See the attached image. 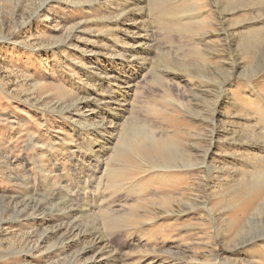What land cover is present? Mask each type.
<instances>
[{
	"label": "rangeland",
	"instance_id": "rangeland-1",
	"mask_svg": "<svg viewBox=\"0 0 264 264\" xmlns=\"http://www.w3.org/2000/svg\"><path fill=\"white\" fill-rule=\"evenodd\" d=\"M149 1L154 14L144 18V31L142 18L118 15L117 0H0V264H264V209L257 211L264 182L229 173L239 167L233 154L247 150L215 130L227 120L243 124L235 115L246 101L243 133L264 146V83L259 97L248 95L240 70L230 68V99L215 106L207 77L224 81L216 68L239 49L222 35L216 3L198 0L196 9L179 2L185 15L194 14L181 20L182 29ZM116 16L118 23L106 21ZM139 47L146 65L128 88V67L136 63L121 69L117 49L131 58ZM84 65L106 82L94 83L85 71L72 87ZM106 83L128 90L122 105L109 98ZM99 107L122 118L99 137L108 150L96 180L83 182L77 171L88 165L85 140L100 127L93 124L89 137L74 114L97 123ZM209 108L218 110L213 120ZM134 121L156 140L132 136ZM205 151L217 172L193 166Z\"/></svg>",
	"mask_w": 264,
	"mask_h": 264
},
{
	"label": "bare ground",
	"instance_id": "bare-ground-1",
	"mask_svg": "<svg viewBox=\"0 0 264 264\" xmlns=\"http://www.w3.org/2000/svg\"><path fill=\"white\" fill-rule=\"evenodd\" d=\"M105 1L110 2V0H105ZM117 1H119V4H118L119 8L117 7V10L119 9L118 11L120 12L118 14L119 16L122 15V16H126V18H127V15H129L130 20H132L131 18H135V19L136 18L137 19L142 18L143 19L142 22L140 20L141 29L144 31H146L148 29L149 24H148L147 20H145L144 18H149V17H151L152 14H154V13H152L154 10L151 9V7H150L151 1H149V2H147V0H117ZM210 1L216 3L217 9H218V15L217 16H218L219 24L222 26L221 29L223 31L222 35H224V37L228 38L230 46H236L237 47L236 49H238V48L239 49L236 51V54H233V58H231L230 62L224 63L225 67L216 68L218 73H220L222 76H224V78H225L224 81L207 77V80L209 83V89L207 90L208 92L206 91L207 92L206 94H211V92H209L211 89H213L216 92L214 94L215 106L219 105L221 103H226V102L228 103V100L230 99V96H229L230 93L225 87L227 85L228 77L231 76V74H232L231 70L233 68L234 70H240L239 75H241L243 78H245V83H243V84L245 87L248 88V91H247L248 95H254L255 94V96H258L257 94H259V93L257 92V89L262 83H264V46L263 45H261L262 47L260 48V49H262V53H260V51H259L260 44H264V0H210ZM91 2L92 1H89V3H91ZM156 2H158L157 6H156L158 8L157 13L160 16H162V18L167 19V21L170 24L175 25L176 27L182 28V29L185 28L187 25L185 23L182 24L181 20H183V19L185 20L194 14L191 13V14L185 15L184 13L188 9L184 8L181 11L182 7L180 6L179 2H191V5H193V7L196 9L199 8V6H200L199 5L200 2L198 0H162V1L157 0ZM167 2H169V3H167ZM218 2H220V4ZM92 4H95V1L93 3H91V5ZM204 4L207 6L209 5L207 2H205ZM198 13H199V16H201L203 14L201 11H199ZM211 13L213 14V11ZM248 13H250V17H248L249 16V15H247ZM236 14H239V16L235 17L236 19L231 17V16L236 15ZM207 15L209 16V14H207ZM119 16H116L115 18L110 19V20L107 19L106 21L108 23L110 22L111 24H116L120 20L118 18ZM209 18H210V16H209ZM129 19H127V20H129ZM213 20H214V18H213ZM200 21H203V20L199 18V21L197 23L196 22L195 23L198 24L199 26H201V23H203V22H200ZM186 22L189 23L188 21H186ZM151 23H152V21H151ZM211 23L213 24V21ZM127 29L124 32L127 33ZM204 30H205V28H204ZM107 31H109V28H108V30L106 28V30L104 32L107 34L108 33ZM111 33H113V32H111ZM205 33L206 32H204L203 34H205ZM113 36H114V34H113ZM115 42L117 44L120 42V40H118V38L114 39V43ZM118 46L119 45H115L116 48H118ZM145 49L139 47V49L132 50L129 53V56L131 58H124L125 57L123 54L124 51H122L121 49H117L118 51L122 52L119 54L120 55V63L122 64L121 69L126 68V65H130L131 62L136 63V64H132L128 67L127 79L129 81L126 80L124 82V84H126V86L128 88H131L132 86H134V84L132 85V83L135 80L136 72L139 71L140 67H145V65H146L145 56H141V53ZM117 53H119V52H117ZM198 53L200 55H202L201 51H198ZM91 54H92V51L86 49V50H84L83 56H90ZM203 55H206V54L203 53ZM238 58L241 59V61L237 62ZM249 59L253 60L254 62L252 61L253 63H249V61H250ZM246 63H249V64L246 65ZM90 67H87L86 65H84V68H81L78 71V74H77L75 80L73 79V82L71 84L72 87L78 86L83 81V77H84L83 75H84V73H86L85 71H88V74H89L88 77H90L89 79H92V81H95L94 83L99 82V84L101 85L103 82H106L103 79L104 77L100 78V77L94 76L92 74L93 72L90 71ZM245 67H246V69H245ZM230 68H231V70H230ZM106 84H107L106 86L110 87V92H111L110 94H113L112 96L110 95L109 98L110 99L116 98L114 100L118 104L122 105V103H124V101H125V99L123 97L128 90L123 91L122 89H120L118 84L117 85H112V83H110V84L106 83ZM136 84L137 83H135V85ZM106 86H105V88H106ZM213 87H216V88L214 89ZM219 89H221L220 92H218ZM258 91H259V89H258ZM86 95H88V93ZM87 97H89V96H87ZM236 97L237 96H234L232 101L229 103V106H232L233 103L237 101ZM253 103L258 105L257 101H254ZM245 104H246V101H244V102L242 101V105H241L240 109H241V112H243V113L238 114L239 113L238 112L237 113L238 115H235L238 118L244 120L243 124L233 125L234 123L230 124V122L227 120V122L225 121L226 123L223 122L224 125L220 126L219 129H218V126L216 124L217 127L215 130H217L216 132L220 131V132L229 133L230 134V140L232 141V143H234L235 145L236 144L238 145L239 141H241L242 143H244L241 146L244 145L245 146L244 148H246V150H247V153L243 154V155H245L244 157L240 156L241 152H243L241 150H240L241 151L240 154H235V153L233 154V156L234 155L237 156V161L239 162V163H237L238 164L237 166H239V167L233 169L232 172H229V173H232L231 175L236 176L238 178L239 182L245 181V179L248 178L247 181H249V182L261 183V182H264V146L260 145L259 142L256 143L254 141L247 139L251 135H247L246 133H243V131H244L243 129L245 128L246 124H248L247 114H246V112L244 113V108L246 107ZM124 106H126V105H124ZM99 109H100V107H99ZM99 109H97V111L99 114H101V116L98 118L97 123L95 121H94L95 123L93 121H90V119L85 117V116H83V117L79 116V113L74 114V113H72L71 110L67 111L68 113L74 114V116L78 117L77 119L74 120L75 125L82 122L83 125L79 126L78 129L82 130L84 133L86 132L87 136H89V137L91 134V133H89V131L94 130L92 128L93 124L96 127L97 126L100 127L99 134H97V135L95 134L93 137L85 140V143H86L85 153L83 154V156H81V159L87 161L88 163H86V164H88V165L85 166V169H84V166L82 167L84 170H81V171L78 170L77 171V175L79 176L78 178L81 179L83 182H84V179H86V178H89V179L92 178L94 181V179H95L94 176L96 173L99 172L100 164L102 163L103 156L107 153L108 146H106L105 142H98L99 137L101 135H103V133L105 132L104 130L107 129V127H110L111 124L114 123L113 120H115V122H116V121H119L120 118H122L121 114L118 111L112 112L111 109H109V108L108 109L106 108L107 109L106 111H102V109H100V110ZM246 110H247V108H246ZM208 111H209V114L211 115V118H212L211 120H213L215 115L217 116V113H218L217 108H209ZM125 122L126 121H124V123ZM134 123L135 124L132 125V128L134 130V132L132 133V136H136L137 134L140 133L139 136H141L143 139L151 137L152 141L156 140L152 136H148L145 133L142 134V132H144L143 124H140V123L136 124L135 121H134ZM213 123L215 124V121H213ZM87 124H88V126H86ZM247 126H249V125H247ZM252 126L253 125H251V127ZM138 128H139V130L141 129L142 131L136 130ZM126 136H127V133H126ZM132 136H131V138H132ZM254 136H256V135L253 134V136H251V137L253 138ZM244 138H245V140H242ZM258 139H260V138H258ZM249 141H251V142H249ZM257 141H260V140H257ZM121 142H123V141H121ZM119 144H120V142H119ZM112 146H113V144H112ZM115 146H117V145L115 144ZM120 148H123V147L121 146ZM250 149H256L259 151L257 153H253V152L251 153ZM115 150H114V152H115ZM117 150H118V148H117ZM127 150H128V148H127ZM243 150H245V149H243ZM60 153H61L60 148H55V154H53V155H59ZM204 154H205L203 156L204 159L201 162L193 164V166L198 167L199 165H202L208 171V174L217 172L219 170L218 166L208 165L205 161V159H206L205 157L208 154V151H205ZM183 156H184L183 159H185L187 161L188 158L186 159V157H188L189 154L185 152V154H183ZM89 160L93 161V164H90ZM59 167H60L59 168L60 170L63 169V165H60ZM61 175L66 176L67 174L61 173ZM44 181L46 183H48V176L44 178ZM93 181L91 180L90 182H93ZM263 209H264V201H262L261 203L258 204L257 211L259 213H261L263 211ZM247 242H249V241L242 242V243L245 244ZM89 250H91V248H88L85 251L88 252Z\"/></svg>",
	"mask_w": 264,
	"mask_h": 264
}]
</instances>
